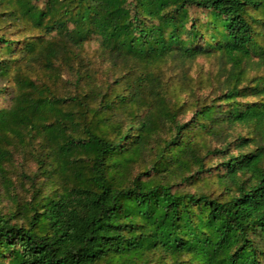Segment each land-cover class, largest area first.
Returning <instances> with one entry per match:
<instances>
[{
    "label": "trees",
    "instance_id": "trees-1",
    "mask_svg": "<svg viewBox=\"0 0 264 264\" xmlns=\"http://www.w3.org/2000/svg\"><path fill=\"white\" fill-rule=\"evenodd\" d=\"M211 54L220 92L166 75ZM254 56L264 0H0V264H264ZM20 152L35 171L17 169ZM213 168L212 189L186 188Z\"/></svg>",
    "mask_w": 264,
    "mask_h": 264
},
{
    "label": "rangeland",
    "instance_id": "rangeland-1",
    "mask_svg": "<svg viewBox=\"0 0 264 264\" xmlns=\"http://www.w3.org/2000/svg\"><path fill=\"white\" fill-rule=\"evenodd\" d=\"M194 14H199L201 15V12L194 9L192 11ZM6 32L8 33V35L11 38H18V37H22L20 34H17L16 32H14L11 29H6ZM86 59H89L93 65L96 66V68L99 69H103L100 70L102 72H100L98 74L99 77V81L103 82L106 77H107V72L106 69L109 66V62H106L103 60L101 53L99 51V42L95 39L92 38L90 41H88L86 43ZM178 64L177 63H168L165 65V70H166V75L170 76L173 81L176 83H184L187 82V80L191 79V82L194 83V80H196V82H198V84L200 83V85L202 84V81L204 82V84L206 85L204 89H200L199 90V86L197 88V93L202 94V95H206L208 93H210L211 90L214 89V87L217 88V91L220 92L222 86H220L219 83H216L215 86H210L208 81L211 78H214L216 76H219V71L222 67V61L221 58L219 57V54H211V55H201L198 58H196L193 62L188 63L187 65H179V67H176ZM186 69L188 70H185ZM246 68L248 71V76L251 77L253 75L256 74H260V73H264V64L260 63V57L259 56H254L252 57L251 60H249L248 62H246ZM186 71V73H185ZM188 75V76H187ZM68 77V75H65V78ZM223 78V77H222ZM185 84V83H184ZM216 90V89H215ZM182 95L186 96L187 93H182ZM253 98V97H251ZM8 104V100L7 97L2 95L0 96V106H4ZM191 116V111H189L185 118H189ZM241 127H239L240 129ZM213 144H219V142L214 141ZM37 144L35 143V145L32 147L31 145H27L26 146V150H35V146ZM217 158H213L211 160H209V165H214L217 162ZM15 164L18 170H24L27 173H32L33 171L36 170L37 168V164L35 162V160L32 159L31 155L29 153H25L23 154V152L17 153L15 155ZM217 172V170L215 168L212 169V173L211 172H206L204 173L203 177L204 179L199 181L197 184L198 185H186V188H189L191 190H195V189H212L214 186V177H215V173ZM209 178V179H207ZM13 181L15 182V184H17V191L18 193H20V195L22 197L24 196H28V192L27 190L23 189L20 185V180L24 179L23 177H17L16 173H13V177H12ZM28 185V184H27ZM185 186V185H183ZM217 187V185L215 186ZM1 185H0V190H1ZM3 200L0 201V209L3 208V210H8V208L10 207L11 202L9 201L8 196L4 195V191H3Z\"/></svg>",
    "mask_w": 264,
    "mask_h": 264
}]
</instances>
